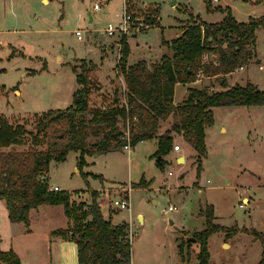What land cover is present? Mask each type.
Returning a JSON list of instances; mask_svg holds the SVG:
<instances>
[{
    "label": "rangeland",
    "instance_id": "1",
    "mask_svg": "<svg viewBox=\"0 0 264 264\" xmlns=\"http://www.w3.org/2000/svg\"><path fill=\"white\" fill-rule=\"evenodd\" d=\"M125 2L133 20L136 23L141 20L148 26L141 31L110 37L105 29L123 11V0H0V113L36 132V115L73 105L74 93L80 88L77 73L81 67L94 78L95 87L102 85L100 80L105 84L99 90L94 87L90 107L111 108L115 97H120L122 103L126 83L125 76L116 72L119 53L121 62H125L119 43L122 50L129 45L127 65L144 59L151 65L160 61L161 55L172 54L166 42L180 36L196 18L207 23L219 22L228 11L239 22L262 20L256 30V56L244 69L233 71L224 86L220 82L223 75H198L194 89L224 91L229 84L245 86L250 82L264 90V0ZM95 3H101L103 9L95 10ZM79 29L83 32L82 40L76 33ZM217 58L211 57L205 63ZM93 64L96 66L92 67ZM185 89L184 85L178 86L176 102L183 99ZM213 109L215 124L207 129V153L199 173L196 150L182 134L173 132L174 145L181 146V150L163 156L166 160L163 167L157 163L159 156L154 155L157 140L147 139L129 152L118 143L110 152L95 151L93 155H86L88 164L82 170L85 175L77 171L80 152L71 151L62 163L51 161L47 179L53 186L79 191L78 195H72L78 204L83 202L88 206L94 200L98 202L105 218L113 224H127L133 238L132 264H199L202 243L188 239H196L199 232L208 228L209 206L215 208L213 224L221 225L222 229L208 237V264H261L264 256V106ZM175 121L176 117L171 115L159 125L171 129ZM119 126L123 132L124 122ZM65 134V124L52 127L42 148H48L57 135L61 136L58 142L61 148L68 140ZM89 139L95 141L97 137ZM122 142L126 144L123 139ZM30 144L29 139L15 149L27 151ZM181 153L186 161L176 159ZM130 186L131 209L111 211L110 199L114 201L119 192ZM99 187L103 188L96 189ZM106 188L110 199L104 194ZM244 197L249 198L245 203ZM170 205L178 210L168 211ZM3 216L0 211L1 220ZM39 216L47 217V226L38 220ZM32 218L31 225L38 237L22 240V245L34 241L36 245L43 244L37 240L45 238L47 227H64L67 220L60 206H46L33 212ZM25 264H79L76 246L70 240L58 242L53 244L50 260H31Z\"/></svg>",
    "mask_w": 264,
    "mask_h": 264
},
{
    "label": "trees",
    "instance_id": "2",
    "mask_svg": "<svg viewBox=\"0 0 264 264\" xmlns=\"http://www.w3.org/2000/svg\"><path fill=\"white\" fill-rule=\"evenodd\" d=\"M261 21L239 22L230 11L219 22L207 23L196 18L180 36L166 42L172 54H163L160 61L151 65L146 60L127 65L129 45L126 44L122 50L125 62H121L120 69L126 81L123 99L127 108L120 97L114 99L111 108L90 107L95 80L85 67H81L77 73L80 88L74 93L73 105L65 110H50L36 115V132L0 113V148L24 145L29 139L31 143L27 151H0V198L6 201L12 223H23L26 231L30 232L31 209L46 204L61 205L69 225L64 230L54 231L53 235L76 243L80 264H132L133 238L127 224H113L106 219L95 200L88 206L83 202L78 204L72 195H78L79 191H53L49 179L43 181L41 176L48 174L51 161L62 163L71 151L80 152L77 169L84 174L83 167L88 164L86 155H93L95 151L99 154L110 152L118 143L125 146L119 122L123 120L125 126L128 119L132 145L157 137L156 156L170 154L174 149L172 133L182 134L197 152L195 158L199 173L207 153L206 130L214 122L213 108L263 106L264 90L250 82L245 86H225L227 90L224 91L190 89L189 96L175 105V86L194 83L199 70L207 77L223 75L224 86L226 75L245 67L256 56V30ZM206 52L216 54V61L204 63ZM74 70L76 72L77 67ZM97 85L95 88L99 90L101 85ZM171 115L176 117L172 128L157 136L160 121ZM134 117L138 118L137 122L133 121ZM61 123L67 128V142L60 148L61 136L57 135L55 141L43 149L50 129ZM90 136L97 139L90 141ZM165 162L161 159L157 163L163 167ZM214 214L215 208L209 206L208 228L196 235V240L202 243L199 264L209 263L208 237L222 229L221 225L213 224ZM0 264L22 263L14 249L5 251L0 247ZM261 264H264V256Z\"/></svg>",
    "mask_w": 264,
    "mask_h": 264
},
{
    "label": "crops",
    "instance_id": "3",
    "mask_svg": "<svg viewBox=\"0 0 264 264\" xmlns=\"http://www.w3.org/2000/svg\"><path fill=\"white\" fill-rule=\"evenodd\" d=\"M144 4L146 5L148 3L144 2ZM106 56L107 55H105V57ZM240 69H244V68H240ZM237 70H239V69H237ZM234 72H232V73H234ZM232 73H229V75H231ZM229 75L226 76V79H228ZM99 82L102 83L101 86L103 88V85H105V84H103V82L101 80ZM196 83H197V81H195V83H186V84L178 83L175 86L176 93H177V88L180 85H184L186 87V89H185L186 91H185V94H184L183 99L181 101L176 102L175 98H174V104L175 105H179L180 103H182L189 96L190 91H191L190 89H194L195 88V84ZM236 84H239V83H236ZM235 85H230L229 84V86H235ZM241 86H243V85H241ZM100 89H101V87H100ZM221 91H223V90H221ZM17 93H19V91H17ZM176 93H175V96H176ZM116 98L117 97H115V99ZM122 121L123 120H121V122ZM121 122H119V125L121 124ZM214 124L215 123L213 122V125ZM212 127H210V128H212ZM167 130H168L167 128L164 129L163 127H159L157 136H162ZM222 130L226 131V128L223 127ZM172 136L174 138V134H172ZM206 138H207V130H206ZM152 139H155V140H157L156 142H158L157 137L152 138ZM142 142H145V141H140V142H138V144L142 143ZM15 147H17V146L11 145L10 147L1 148L0 151L10 152V150L15 149ZM180 150H181V148H180ZM156 152L154 153V155L156 154ZM177 152H179V151H177ZM98 154H96L93 158L97 157ZM181 156L185 158V161L187 160V158L185 157V155L183 153L178 155L176 157V159L179 160ZM160 159H163V157H161ZM49 182H50V180H49ZM108 182L109 181L106 179V183H108ZM50 185L53 186L51 184V182H50ZM54 186L60 187L59 185H54ZM101 188H103V187H99V188H96V189H101ZM60 189H61V191L64 190L61 187H60ZM67 191L73 192L72 190H67ZM247 199L249 200V198L244 197L243 198V202L245 203V200H247ZM46 206H60L62 208V210H63V213H64V207L61 206V205H51V204L41 205L38 208H33V209L30 210L31 223L33 221L32 213L35 212V211H39L41 209H44ZM0 211H1L2 215H4L2 217V220L0 219V222L2 224V225H0V247H1V249L5 250V251H8L10 249H14L17 252V254L19 255L22 264H25L27 261H31V260L36 261V262H46V261L50 260V258L52 256L53 244H56L58 242L61 243V242H64V241L67 240V239H63L62 237H58V236H54L53 235L54 231H57L59 229L64 230L65 228L68 227L69 219H68L67 215H66L67 220H66V224L64 225V227H55V226L47 227V229H46L47 232H46L45 238L43 240H37V241H42L43 244H41V245L37 244L36 245V241H34L33 243H30V245H22L21 244L22 240H36L37 239L38 234H37L36 229L33 228V225L30 224V229L31 230H30V232H27L26 231V227H25V225L23 223H17V222H13L12 223V221L10 220V215L8 214V210H7V207H6V201L1 199V198H0ZM38 220L41 221V223H43L45 226H47V223H48L47 217L39 216ZM6 238L8 239V243L5 245V239ZM71 242H73L74 245L76 246V254H77V259H78V246L76 245V243L74 241H71Z\"/></svg>",
    "mask_w": 264,
    "mask_h": 264
},
{
    "label": "built area",
    "instance_id": "4",
    "mask_svg": "<svg viewBox=\"0 0 264 264\" xmlns=\"http://www.w3.org/2000/svg\"><path fill=\"white\" fill-rule=\"evenodd\" d=\"M123 11L121 13H117V17L115 20L108 22V26L105 29V33L107 34V36L110 37H117V36H121V35H126L127 33H133V32H137V31H141L143 27L148 26V24H145L143 21L141 22V20H138V23H136L133 20L132 15L130 14V12L128 11V7L127 4L125 2V0H123ZM215 2H218V0H214ZM93 8H95V10H102V4L101 3H95ZM78 39L82 40L83 39V32L82 30H77L76 31ZM119 47H121L120 51H122V45L119 43L118 44ZM216 56L215 54H209V53H204L203 55V61L205 62H209V59L214 58ZM120 64H121V59H120V53L117 56V67H116V72L117 74H121L122 75V71L120 69ZM199 76H204V73H202V70H199L198 72ZM124 76V75H123ZM125 90H126V83H124V89L122 90V94L124 97L125 94ZM123 99V98H122ZM123 103L125 104V107L127 108L128 105L126 104L125 100L123 99ZM103 109H106L105 106L102 107ZM134 122L138 121L137 117L133 118ZM130 119H128V122L125 125V129L123 130V135H122V139L125 141V146L124 149L127 150L128 152L132 150V143L130 142V134H131V126H130ZM181 146L179 145H175L174 146V150L175 151H180ZM41 180L45 181L48 180L47 179V174L44 173L41 176ZM50 183V182H49ZM51 186V185H50ZM51 189L53 191H61L60 187L58 186H51ZM132 187L130 186L129 188H124L122 190V192H119V197L117 199H115L114 201H111L110 199V195L109 194V189H107L104 194L107 195L110 199V209L111 211H117V210H122V209H131V191ZM168 211H177V207L170 205L167 208Z\"/></svg>",
    "mask_w": 264,
    "mask_h": 264
},
{
    "label": "water",
    "instance_id": "5",
    "mask_svg": "<svg viewBox=\"0 0 264 264\" xmlns=\"http://www.w3.org/2000/svg\"><path fill=\"white\" fill-rule=\"evenodd\" d=\"M220 82L222 83L223 80H221ZM160 158H161V156H159L158 159L161 160ZM183 160H185V158L181 156L180 159H179V161H183ZM195 240H196L195 238H189V239H188V241H195Z\"/></svg>",
    "mask_w": 264,
    "mask_h": 264
}]
</instances>
